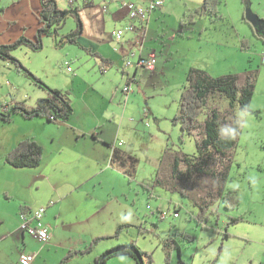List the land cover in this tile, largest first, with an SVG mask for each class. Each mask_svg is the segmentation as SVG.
Returning <instances> with one entry per match:
<instances>
[{
  "label": "rangeland",
  "instance_id": "374dc122",
  "mask_svg": "<svg viewBox=\"0 0 264 264\" xmlns=\"http://www.w3.org/2000/svg\"><path fill=\"white\" fill-rule=\"evenodd\" d=\"M57 1L61 8L71 5L70 0ZM95 1L100 3L101 0ZM82 2L74 0L72 5L83 7ZM167 3L176 10L164 13L159 23L165 28L176 29L183 16L187 17L201 6L202 0H165ZM40 7V0H0V44L13 43L21 36L34 39L38 27L36 15ZM113 9L114 6H111V12ZM245 9L263 18L264 0H221L218 19L196 17V20L204 23L202 27L205 26L196 33L200 35L186 31L185 37L177 34V40L172 44L173 57L159 58V73L150 76L147 70H143V79L137 76V79H141L140 83H133L135 91L127 101L121 93L126 75H122L118 66L107 70L108 74L104 77L107 72L100 71L95 56L66 41V35L76 27L72 16L67 17L56 33L43 37L41 49L33 51L22 45L10 51L11 57L20 60L31 73L51 87L68 93L76 108L71 122L78 127L79 133H83L80 143L72 142L73 146L69 142L60 149L53 144L46 145V148L43 146L39 172L15 169L16 195L12 201L26 203L24 201L27 200L33 204L48 198L57 201L60 195L68 191L80 190L77 184L84 182L86 189L89 188L97 198L96 205L102 208V213L110 214L112 219H124L125 227L120 239L134 241L141 249L152 253V264H264V41L255 35V32L261 37L264 35V22L260 21L254 32L251 23L244 17ZM157 25L158 22L153 27ZM118 26L120 22L112 24L108 21L104 31ZM244 38L249 45L247 48L242 47ZM131 51H138L137 46ZM163 64L166 65L165 69ZM190 68H200L212 76L234 74L239 81L252 72L256 77V88L250 111L239 107L232 110L228 101L217 95L210 99L202 114V121L210 107L218 109L229 120L225 122V127L236 121L239 128L237 141L231 152L221 157L217 165L221 171L228 165L225 179L219 182L218 177L205 176L198 180L197 190L193 192L184 184L186 189L183 192L173 186L175 180L163 173L167 164L163 165L166 159L170 162L167 149L168 155L177 151L192 155L196 153L201 158L197 138H202L203 127L196 136H190L182 134L180 124L173 121ZM132 72L133 69H130ZM79 73L80 77L74 80ZM45 95L46 91L11 60L0 56V110L14 101L32 106ZM121 117L127 119L124 125H120ZM35 120L15 114L11 122L0 121V183L1 177L10 175L9 167H5L9 164L5 162L4 155L11 149L5 151L16 137L26 134V129H35L38 124ZM147 121L149 125H146ZM119 127L123 137L120 139L124 141L121 149H127L138 159L131 180L122 172H103V149L108 147L110 151L111 148L106 143H98L96 148L91 146L96 144L94 136L113 142L116 138H112L114 131ZM93 148L96 149L95 153H91ZM89 161L95 174H91V171L81 174L79 168ZM5 163L4 169H1ZM185 167L186 163L183 162L181 168ZM219 183L221 191L217 193ZM229 189L239 200L230 209L226 208L228 199L224 197ZM206 190L212 191L214 197L212 200L207 197L211 201H205L207 207L201 209L203 203L195 202L192 197L200 200V195L205 196ZM76 196L73 194L61 203L62 208L73 212L59 219L55 227L49 228L53 243L40 256L41 259L32 247L41 249L48 240L38 241L29 233L31 247L25 254L32 256L30 264L59 263L69 251L84 249L91 243L95 228L77 222L79 198L76 199ZM163 211L167 212L165 218ZM175 212L179 213L177 217H174ZM199 212L207 217L201 223L195 217ZM233 218L238 221L232 222ZM17 223L20 228L21 216L17 218ZM9 226V222L0 226V236L9 235ZM225 231L229 233L226 237ZM184 234H189L193 240ZM171 236L179 246L172 248L168 255L171 250L168 251L163 243L165 238ZM12 240L8 238L0 243V251L9 252H0V264L12 261V250L17 246ZM113 240L105 238L95 243L90 251L68 257V264H94L95 257L105 250L106 243ZM18 251H21L20 248ZM106 264L137 263L133 257L121 254L110 257Z\"/></svg>",
  "mask_w": 264,
  "mask_h": 264
},
{
  "label": "trees",
  "instance_id": "16d2710c",
  "mask_svg": "<svg viewBox=\"0 0 264 264\" xmlns=\"http://www.w3.org/2000/svg\"><path fill=\"white\" fill-rule=\"evenodd\" d=\"M82 6L92 5V0H82ZM221 0H203L201 6L197 7L189 15L184 16L181 19L182 25L192 23L196 17L204 14L209 15L211 19L220 17L219 7ZM70 7L61 8L57 0H40V9L37 17L39 26L35 33L34 39L21 36L16 39L15 42L9 44H0V56L5 60H11L17 68L29 76L34 83L42 87L46 91V95L39 97L36 103L29 106L21 101H14L13 104L7 105L4 109L0 110V121L10 122L12 115L20 114L26 119L34 117H42L48 121H67L74 112V106L68 96V93L59 88H54L48 85L42 78L34 73H31L27 67H25L20 60L11 57L10 51L18 48L22 45H26L32 50H39L43 47V37L51 36L57 32L58 28H61L65 23L68 16H72L76 22V27L66 35V41L77 44L80 46L78 37L83 31V21L80 16V5L74 4V0H70ZM247 9L244 11L246 14ZM245 17V16H244ZM259 18L264 22V17ZM246 18V17H245ZM254 32L255 27L251 24ZM257 31V30H256ZM257 38L264 41V35L261 37L255 32ZM242 47H249L247 40L244 38ZM88 51H90L88 49ZM94 55H98L94 53ZM105 63H109L108 59H103ZM255 94V76L254 73L248 72L245 76L243 83L239 82V77L234 74H226L221 76H212L206 71L199 68L189 69L186 82L182 88L179 98V111L173 118L175 123H179L181 126L182 134H188L194 136L195 132L203 127L202 138H197V145L201 153L200 161L197 164L193 163L194 156L187 153H176L173 155L172 160V175L176 178L190 179L194 173V170L198 172H207L212 176H217L219 182L225 179L227 175L228 165L221 171L217 165L221 157H225L229 150H231L235 144L238 133V125L233 123L232 126L224 127L226 120L221 115L220 111L216 108L210 107L206 113L204 120L202 121V114L204 109L208 106L210 99L217 95L225 98L231 109L236 107L240 109L250 111L251 103ZM232 113V112H231ZM77 136H81L83 133H76ZM196 136V135H195ZM182 137V136H181ZM44 150L43 145L34 136H24L16 145L4 155V160L8 164L14 167H28L34 168L41 164L43 159ZM199 157V156H198ZM138 159L132 155H121L118 149L114 148L112 153L111 163L118 166L122 170V174L127 176L129 180L133 179L135 166ZM181 162H185L187 167L184 169L179 168ZM214 163V164H213ZM151 192L153 193L152 189ZM224 197L226 200V208L235 207L239 200L234 191L228 190ZM206 208V207H205ZM204 210L206 211V209ZM25 204L20 207V216L23 214L29 215L31 209ZM230 209V208H229ZM203 212H199L195 215L197 221H201L207 217H204ZM22 220V219H21ZM238 219L233 218L232 222H237ZM123 226L118 227L115 236L120 234ZM189 240L193 238L189 234H184ZM229 233L225 231V237ZM103 237L94 238L89 245L84 249L69 251L59 264H68L67 258L73 256L76 253H86L92 249L95 243ZM105 238V237H104ZM177 240L174 237L165 238L163 245L170 251L175 246H179ZM172 250L168 253V255ZM130 255L137 264H152L153 256L141 249L134 241L117 244L110 247L97 255L94 260V264H106L108 259L115 255Z\"/></svg>",
  "mask_w": 264,
  "mask_h": 264
},
{
  "label": "crops",
  "instance_id": "0c3cea01",
  "mask_svg": "<svg viewBox=\"0 0 264 264\" xmlns=\"http://www.w3.org/2000/svg\"><path fill=\"white\" fill-rule=\"evenodd\" d=\"M93 3L92 5H87L83 6L80 8V16L83 21V31L78 37V41L80 43L79 46L81 49H83L87 54H91L95 56V60L99 64V69L103 73L107 72V70L113 68L114 66H118L119 69L121 70V73L123 76L126 75V84H129L132 86V91L130 92H124V86L121 89V93L124 96V100L127 101L130 94H132L135 91V88L133 86L134 82L140 83V80L143 79V74L145 73L143 70H147L151 76L153 73H159V58H169L170 56L173 57L174 50L172 47L173 41L177 40L176 35L179 34V36H184L185 37V31L187 33L195 34V35H200L196 34L198 30L202 31V29L205 27H202L204 23H200L198 20L195 19L194 22L192 23H187L185 25H182L181 20H180V25L176 29H169L163 27L159 22L161 21V16L164 13H167L168 11L176 10L175 7H170L167 4H165V0L163 5L160 6L159 8L155 9L152 11V13L149 15L148 21L146 22V30L141 31V22L137 19H133L130 17L128 7L125 3L120 2L118 0H101L100 3H97L95 0H92ZM128 1V0H125ZM130 1H135L140 4H147L150 2V0H130ZM58 3V1H57ZM102 3V5H101ZM203 3V0H202ZM201 3V4H202ZM59 5V3H58ZM60 6V5H59ZM106 6V7H105ZM114 6V9L110 10V7ZM61 7V6H60ZM39 11V10H38ZM38 14V13H37ZM185 16V15H184ZM183 16V17H184ZM207 16L209 15H202L199 17H203L204 19H208ZM37 18V24L39 26L38 22V17ZM223 20V19H222ZM110 21L113 23L120 22V26L118 27H113L111 31L105 32L104 28L107 24V22ZM204 22H207V20H202ZM158 22L157 27H153L155 23ZM63 27V26H62ZM61 27V28H62ZM214 28L216 26H213ZM38 28V27H37ZM120 28H125V33L121 39H117L116 37L113 36V31L115 29H120ZM36 33V32H35ZM182 33L184 35H182ZM192 36V35H190ZM118 43V45H116ZM56 44V41H55ZM114 46V49H113ZM137 46L138 51H131L134 50V48ZM133 48V49H132ZM88 49L90 51H88ZM34 51V50H33ZM131 51V52H130ZM263 52V51H262ZM94 53L98 54L97 56L94 55ZM151 55L155 56L156 63L154 65V69H146V68H136L133 65H128L126 61L129 59L131 61H136L140 57H149ZM262 57H264V53H262ZM103 59H108L109 63H105ZM96 64V63H95ZM162 67L165 69L166 65L163 64ZM130 69H133V72L130 73ZM191 69V68H190ZM200 69V68H199ZM163 70V69H162ZM202 70V69H201ZM164 73V70L162 71ZM188 73V72H187ZM108 74H104V77ZM209 74V73H208ZM141 75L143 76L141 78ZM137 76H139L141 79H137ZM147 76V75H146ZM149 76V77H150ZM80 77V73L76 75L74 80H77ZM148 77V78H149ZM241 80L245 81V77H243ZM240 80V81H241ZM239 81V82H240ZM255 88H256V77H255ZM60 89V88H59ZM69 96V95H68ZM70 98V97H69ZM71 100V99H70ZM72 102V101H71ZM73 104V103H72ZM74 108V112H75ZM179 111V110H178ZM73 112V114H74ZM72 114V115H73ZM71 115V117H72ZM233 115V114H232ZM71 117L67 121H48L45 118L42 117H34L31 119H36L37 126L35 129L32 128V130L26 129L27 131L26 134H23L22 137H16L15 141L8 147V149L5 151L7 152L8 150L12 149L16 143L23 138L24 136H34L39 141L43 146L46 148V145L48 144H53L55 147H63L64 144H67L69 142L70 145H72V142L74 144H79L81 139L80 136H77L76 133H79L76 125L71 122ZM226 120V119H225ZM127 119L121 117L120 125H124L126 123ZM11 122V121H10ZM229 122V120H226V123ZM225 123V122H224ZM224 124V127L226 125ZM233 123H236L235 120L231 123L232 126ZM146 125H149V122H146ZM96 126H100L96 125ZM198 131V130H197ZM197 131L195 132V135L197 134ZM85 135V134H84ZM114 137L115 140L113 142H108L104 139L99 138L98 136H94V142L96 144L91 145L92 147H97L99 144L98 143H106L110 149H103L104 150V165L105 169L101 167V170L103 172H106L108 170H111L112 172H122V170L111 163L112 159V153L114 151V148L118 149L121 155H132V153L127 150V149H121V147L124 145V141L122 137V134L120 133V127L118 130L114 131ZM197 138V137H196ZM73 146V145H72ZM78 146V145H77ZM91 148V147H88ZM93 148V151L91 153H95L94 151L96 150ZM232 150V149H231ZM231 150H229L231 152ZM167 151V156L169 158V163L168 159L165 160V166L167 164L166 170L163 168V173H167L169 177H171L173 180L176 182H173V186L177 189H180V191L183 190L185 192L186 186L184 184L188 185V189H191L193 192L197 190L198 188V180L201 178H204L205 176H210V177H217V176H212L208 174L207 172H198L194 170V173L190 179H181L180 177L176 176L174 177L172 175V160H173V155L178 153L177 151L175 153L169 154L168 155V149ZM228 151V152H229ZM4 152V153H5ZM185 153V152H182ZM188 154V153H187ZM195 155L193 160L194 164H197L200 160L198 158V155L196 153H193ZM133 156V155H132ZM95 156H92L91 158H94ZM3 158V157H2ZM100 158V157H98ZM231 160V158H230ZM229 160V161H230ZM42 163V162H41ZM7 163L1 165V169H4V165ZM183 162H181L179 168H181V165ZM42 164H40L38 167L34 168H28V167H14L9 164V169L10 175L9 176H4L1 177V183H0V226L5 223L9 222V225L13 227V229H8L9 232L7 234H3L0 236V243H2L4 240L8 238H12L13 242L17 244L16 249L12 250V261L9 264H23L21 262V257L23 255H26L25 252L31 247L28 242V235H30L28 232H25V230H22L21 227L19 228V223H17V218L20 217V207L22 204L27 205L28 207H31V209L38 208L40 206H45L46 211L44 214V217L42 219V224L46 225L47 228L49 229L50 227H55L58 223V220L61 219L62 217L64 218L65 216H68L73 210L66 211L65 208H62L63 202H65L66 199H68L69 196L76 194V199L79 198V205L77 206V211H76V216H77V222L82 223L86 225L87 227H90L92 229L95 228V232L93 234L92 240L96 237H103L100 241H102L105 238L109 239H114L113 241L107 242L106 243V249L116 246L117 244L121 243H127L126 241H123L120 239L121 234L118 236H115L114 234L116 233L118 227L123 226L125 227L124 219L123 220H118V219H112L110 218V214L102 213V208L98 207L99 205H96L98 203L97 198H95V195L91 193L88 189H86V186L84 182L78 183L77 185L80 186L81 188H78L80 190H72L68 191L67 194L60 195L59 199L57 201L53 199H45L37 203H31L25 200L24 202H13L12 200L15 199V191H16V179L13 177L15 174L16 170L15 169H24L29 171H38L40 170ZM102 166V165H101ZM169 166V168H168ZM187 167V164H186ZM169 172H168V169ZM23 170V171H24ZM77 170V169H76ZM79 171L81 174L84 172H89L91 171V174L94 173V168L92 165V162L89 161L87 165H84L79 168ZM118 171V172H117ZM6 173V171L4 170ZM162 173V174H163ZM77 175H79L77 171ZM39 176V175H37ZM208 178V177H206ZM89 181V180H88ZM159 181V179L157 180ZM163 177H162V182H163ZM182 181V182H181ZM219 181V178H218ZM88 183V182H87ZM165 184V182H163ZM74 186V185H73ZM15 188V189H14ZM220 183L217 187V193H220ZM77 192V193H76ZM71 193V194H70ZM216 193V195H217ZM206 196V197H205ZM205 196L200 195V200H197V198L194 196L192 197L195 202H200L203 203L201 204V209L203 207H207L205 201H211L212 198L214 197L212 191L206 190ZM207 197H210L211 200H208ZM59 203V204H58ZM62 203V204H61ZM17 204V206H16ZM56 204V205H55ZM55 205V206H53ZM53 206V207H52ZM30 209V210H31ZM29 212V217L32 216L31 211ZM179 215V213H178ZM11 220H13V223H11ZM30 224H35V221L33 219L30 220ZM115 230V232L112 233V230ZM122 227V229H123ZM99 229V231H97ZM104 229V231H103ZM102 230V231H101ZM109 230V231H106ZM50 232V238L45 241H47L44 246L41 249H36L32 247L33 250L37 251V256L39 259L41 255L44 254V251L49 249V247L53 243V237H51V230L49 229ZM122 230L120 231V233ZM179 234V233H177ZM9 236V237H8ZM31 236V235H30ZM105 237V238H104ZM34 238V237H33ZM36 239V238H35ZM118 239V240H115ZM91 240V241H92ZM41 241V240H38ZM99 241V242H100ZM132 242V241H131ZM18 248H20V252L18 251ZM104 250V251H105ZM2 254H7L9 252L7 251H0ZM103 250L101 251V253ZM69 253V252H68ZM77 254V253H76ZM75 255V254H74ZM130 256V255H128ZM72 257V256H71ZM132 257V256H130ZM64 257L62 256L60 261ZM59 261V263H60ZM58 263V262H57ZM56 263V264H57ZM58 263V264H59ZM8 264V263H7Z\"/></svg>",
  "mask_w": 264,
  "mask_h": 264
},
{
  "label": "built area",
  "instance_id": "2783aa9c",
  "mask_svg": "<svg viewBox=\"0 0 264 264\" xmlns=\"http://www.w3.org/2000/svg\"><path fill=\"white\" fill-rule=\"evenodd\" d=\"M120 2H123L127 5L130 17L133 19L139 20L141 24V31L146 30V22L148 21L149 15L157 9L158 7L162 6L164 1L163 0H150L147 4H140L135 1H125V0H118ZM106 7V6H105ZM125 33V28L115 29L113 31V36L117 39H121ZM126 63L128 65H133L136 68H146V69H154V65L156 63V59L154 55H151L149 57H140L136 61L127 60ZM71 67H69V70ZM124 91L130 92L132 91V87L130 85L124 86ZM46 211L45 206H40L38 208H35L31 211L32 216L29 217L27 214H23L21 216L22 224L20 225L22 230H25L26 232L33 235L38 240L45 241L50 238V232L46 225L42 224V219L44 217ZM162 215L165 217L166 212H163ZM178 214L175 213V216ZM33 219L35 221V224H30V220ZM32 260L31 255H23L21 257V262L23 264H30Z\"/></svg>",
  "mask_w": 264,
  "mask_h": 264
},
{
  "label": "water",
  "instance_id": "95a60500",
  "mask_svg": "<svg viewBox=\"0 0 264 264\" xmlns=\"http://www.w3.org/2000/svg\"><path fill=\"white\" fill-rule=\"evenodd\" d=\"M244 16L254 27L257 26L260 22L259 18L256 17L257 15H254L250 10H247Z\"/></svg>",
  "mask_w": 264,
  "mask_h": 264
},
{
  "label": "clouds",
  "instance_id": "9594fccd",
  "mask_svg": "<svg viewBox=\"0 0 264 264\" xmlns=\"http://www.w3.org/2000/svg\"><path fill=\"white\" fill-rule=\"evenodd\" d=\"M158 8H159V7H158ZM126 85H129V84H126ZM130 86H131V85H130ZM131 87H132V86H131ZM123 89H124V88H123ZM124 92H125V91H124ZM163 212H165V211H163ZM163 212H162V213H163ZM175 213H177V212H175ZM175 213H174V217H177L178 215H177V216H175ZM177 214H178V213H177ZM162 216H163V215H162ZM163 217H164V216H163ZM165 217H167V212H166V215H165ZM165 217H164V218H165ZM25 232H26V231H25Z\"/></svg>",
  "mask_w": 264,
  "mask_h": 264
},
{
  "label": "flooded vegetation",
  "instance_id": "af4514ba",
  "mask_svg": "<svg viewBox=\"0 0 264 264\" xmlns=\"http://www.w3.org/2000/svg\"><path fill=\"white\" fill-rule=\"evenodd\" d=\"M224 118V117H223ZM225 119V118H224ZM178 213V212H177Z\"/></svg>",
  "mask_w": 264,
  "mask_h": 264
}]
</instances>
